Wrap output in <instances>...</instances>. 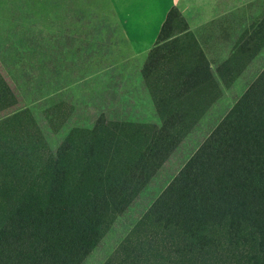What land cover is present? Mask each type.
Here are the masks:
<instances>
[{
    "label": "trees",
    "instance_id": "obj_1",
    "mask_svg": "<svg viewBox=\"0 0 264 264\" xmlns=\"http://www.w3.org/2000/svg\"><path fill=\"white\" fill-rule=\"evenodd\" d=\"M187 27L173 7L145 77ZM263 29L217 69L226 86ZM150 91L160 124L102 113L54 150L30 110L7 114L17 97L0 71V264H82L222 93L208 61ZM56 111L59 129L70 112L56 126ZM104 264H264V69Z\"/></svg>",
    "mask_w": 264,
    "mask_h": 264
},
{
    "label": "rangeland",
    "instance_id": "obj_2",
    "mask_svg": "<svg viewBox=\"0 0 264 264\" xmlns=\"http://www.w3.org/2000/svg\"><path fill=\"white\" fill-rule=\"evenodd\" d=\"M144 66L124 40L118 22L110 19L105 0H63L60 5L56 0H0V71L17 97V105L7 114L30 110L54 150L70 129L91 128L102 113L110 119L155 120L150 102L127 104L131 96L126 98L122 93L140 72L144 76ZM177 70L180 69L166 62L144 77L152 84ZM249 71L252 70L241 72L239 77H226L230 83L226 87L228 94L207 109L131 206L115 218L82 264L107 261L249 87L239 84ZM52 107L57 110L56 126L70 112L59 129L48 120V109Z\"/></svg>",
    "mask_w": 264,
    "mask_h": 264
},
{
    "label": "crops",
    "instance_id": "obj_3",
    "mask_svg": "<svg viewBox=\"0 0 264 264\" xmlns=\"http://www.w3.org/2000/svg\"><path fill=\"white\" fill-rule=\"evenodd\" d=\"M56 1L58 5L63 3V0ZM105 1L108 5L110 19H115L118 22L124 40L132 53L143 64L146 62L150 51L159 46L157 40L170 10L173 7L178 8L185 17L188 27L186 30L169 37L166 42L170 44L172 51L161 60L154 71L166 62H171V67L174 69H183L191 68L201 61H208L222 91L216 101L224 98L222 97L224 93L228 94L227 86L217 73V69L231 59L264 20V0ZM252 53L255 54L249 57ZM245 54L248 55H244L238 60L239 67H243L244 71H252H249V74L246 73L247 75L244 74V79L239 84L242 86L248 84L249 86L264 69V29L262 39L249 44ZM256 71L258 72L257 75L249 82L248 78ZM150 85L149 79L141 75L140 72V75L136 76L122 93L126 98L131 96L127 99V104L130 101L136 103L150 102L153 109L152 113L155 114L156 119L130 122L160 124V117L154 104ZM247 88L245 87L243 93Z\"/></svg>",
    "mask_w": 264,
    "mask_h": 264
}]
</instances>
